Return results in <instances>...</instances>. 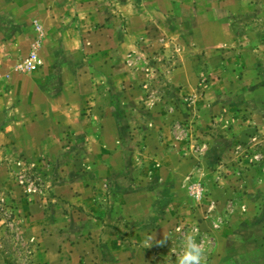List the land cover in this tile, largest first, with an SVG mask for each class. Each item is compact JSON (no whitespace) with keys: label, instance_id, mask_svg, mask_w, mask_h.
I'll return each instance as SVG.
<instances>
[{"label":"crops","instance_id":"obj_1","mask_svg":"<svg viewBox=\"0 0 264 264\" xmlns=\"http://www.w3.org/2000/svg\"><path fill=\"white\" fill-rule=\"evenodd\" d=\"M8 1L10 5L6 2L5 7L7 9L10 6V11L6 17L11 22L0 28V49H5L0 51V148L7 149L4 159L18 160L17 163L23 165L25 161L35 158L57 159L59 163L66 159L75 166L63 171L68 174L69 180L61 178V169H48L49 174L55 177L50 181L55 194L69 200L77 210L57 217V221L33 211L40 223L35 237L39 243V257L45 264H147L146 256L151 257L154 242L168 241L173 234V222L166 215L169 214L168 207L174 204L173 151L165 149V163L170 157L169 163L163 166V153L154 133L159 127L153 122L143 127L146 136H142L140 141L127 140L125 135L120 137V121L114 127L118 131L117 137L110 134L112 129L108 122L110 118H116L110 110L114 113L117 107V111H120V103L116 99L105 108V116L100 117L96 137L88 133L90 124H87L86 135L80 137L81 142L100 143L103 150L106 149L108 158L115 156L126 161L133 156L137 160L147 157L153 164L151 168L145 169H115L101 168L91 162L80 173L85 181L78 184L79 171L76 166L79 158L85 156L94 161L99 160V156L95 157L91 151L78 155L73 148L78 143V137L72 132L77 129L79 122L87 123V116L83 112L92 110L96 104L95 99L99 97L96 82L99 79L108 88L107 93L121 97L122 90L114 86L115 77L117 75L119 80V75H111L116 71L113 68L112 72L111 66H125L126 31L124 25L120 29L119 23L112 27L108 11H117V18L130 16V22L135 24L137 32L145 31L152 18L147 19L141 8L137 7L136 0H15L14 4L12 0ZM99 19L102 23L96 26L95 22ZM217 28V47L229 48V39L220 38L221 30L226 28ZM229 29L231 35L232 28ZM247 47L246 51L235 57L234 68L236 73L244 71V84L247 85L243 90L248 99L247 108L256 115L264 112V41L257 46L250 44ZM258 47L263 50H257ZM31 52L36 55V66L23 69L21 64ZM243 53L250 57L242 56ZM261 63L262 67L259 65ZM100 64H103L102 68ZM105 69L106 73H98V70ZM168 78L181 85L183 94H192L196 87L191 86L197 78L188 60L173 68ZM229 85V82L224 83L223 90L226 91ZM139 91L144 92L141 88ZM221 92L217 91V97ZM120 101L124 103L122 98ZM227 108L228 105L217 103L213 104V111L205 105L199 111L203 117L216 111L217 127L227 128L217 134V149L208 150L200 165L195 164L194 167L198 171L195 175L203 176L212 172L206 159L216 161L212 166H217V183L211 186L212 189L210 187L211 196L217 199L219 229L215 236L219 235L225 243L222 251L217 250L214 256L217 262L213 264H264V153L257 163L247 164L245 168L232 163L233 147L238 137L231 130L233 121L224 115ZM120 118L122 116L118 115L117 120ZM89 121L92 123L90 118ZM234 124L236 127L239 125L238 122ZM247 124L250 128L256 125L250 120L243 122V125ZM257 127H264V122L261 121ZM129 141V146L132 142L139 145L137 156L127 147ZM259 142L264 150V135ZM62 144L69 145L65 153H61ZM181 160L182 165L184 162L189 165L188 160L182 157ZM3 164H0V171H6ZM137 175L146 177L143 185L137 182L131 184L130 181L129 185H124L129 176ZM236 175L243 177V180L236 182ZM116 176L123 179L118 181L121 191L115 196L109 190L112 196L109 208L103 210L101 203L94 197V184L100 190L101 185L107 183V177ZM157 176H161V179L157 180ZM158 181H161V186H156ZM10 186V190L15 192L22 188L26 190L24 185L14 183V180ZM158 191H162L164 196L159 195ZM30 206L34 209L40 207V203L34 201ZM161 208L166 209V214H161ZM116 209L127 216L126 221L119 214L116 215L118 218H122L125 224L134 225L131 231L128 229L129 235L113 230L103 215L107 212L106 216L111 218ZM85 212L91 216H84ZM45 219L53 231L48 230L49 227L43 230ZM224 219H227L226 222H222ZM120 236L126 239L132 236L131 242L122 240ZM149 237L152 239L146 244Z\"/></svg>","mask_w":264,"mask_h":264},{"label":"rangeland","instance_id":"obj_2","mask_svg":"<svg viewBox=\"0 0 264 264\" xmlns=\"http://www.w3.org/2000/svg\"><path fill=\"white\" fill-rule=\"evenodd\" d=\"M6 2L10 5V1L0 0V28L11 22L6 17L7 12L10 11V6L7 9L5 7ZM11 2L14 4L15 0ZM136 3L137 7L141 8L140 11L148 17L147 19L152 18L151 21L147 20L149 23L143 32H137L135 24L130 22V16L117 18V11H108L112 27L119 23L120 29L124 25L126 31L125 66L121 65L117 68L111 66L112 72L113 68L116 70L111 75L114 73L119 75V80L116 78L117 75L115 77L116 85L114 86L122 90L120 91L122 94L120 93L121 97L111 96L106 92L108 88L104 82H101L103 80L99 79L96 82L99 96L95 99L96 104L92 106V110L83 112V115L87 116V123L79 122L72 134L76 133L78 137V143L73 146L78 155L91 151L95 157L99 156V160L92 161L85 156L79 158L76 166L79 171L78 184H83L85 181V177L80 173L88 168L91 162L97 163L101 168L115 169L120 167L145 169L151 168L153 164V161L147 160V157L137 160L133 156L134 158L126 161L115 156L108 158L106 149L104 151L100 143L81 142V138L86 135L87 124H90L88 133L94 136L98 134L96 128H98L97 123L100 117L105 116V108L111 106L117 99L120 103V111H117V107L114 113L110 110L112 116H116L115 120L110 118L108 122L110 130L112 129L110 134L117 137L118 131L114 127L120 121L122 125L119 127L121 128L120 137L125 135L127 140L140 141L142 136H146L143 127L148 126V122H153L159 127L154 133L163 153L161 159L163 166L169 163L170 157L168 156V161L165 163V149L169 152L173 151L174 204H172L173 207H168L169 214L165 213V208H161V214H166L173 222L171 226L173 234L168 241L150 244L152 255L146 256L147 264H175L176 257L181 253L183 238L189 234L193 235L205 250L203 264H213L214 261L217 262L214 260L217 250L222 251L225 243L219 235L215 236L219 229L217 199L211 196L210 187L217 183V166H212L216 161L206 159L212 171L207 173L209 175L196 176L198 171L194 167L195 164L200 165L208 150L217 149V134L227 128L217 127L216 111L206 117L201 116L199 111L204 105L210 107V111H213V104L228 105L230 110L227 108L224 115L233 121L231 130H234L238 137L233 147L232 163L245 168L247 164L257 163L261 159L264 150L259 140L264 135V127H257V125L261 121L264 122V112L254 115L248 110V99L243 90L247 85L244 84V71L239 70V73H236L234 66L235 57L240 56L243 50L246 51L248 45L257 46L264 41V0H136ZM100 23H102L101 19L97 20L95 25L100 26ZM218 26L229 31L227 33L226 29H222L220 33V38L224 40L227 37L229 43L231 42L229 48L217 47ZM229 27L232 28L231 35ZM114 38L116 40V36ZM131 46L132 48H129ZM4 50V48L0 49V51ZM257 50L263 49L258 47ZM245 55L247 54L243 53L242 56ZM186 60L190 62V69L196 73L197 78L191 84L192 87L194 85L196 87L190 95L183 94L181 85L171 82L168 78L172 69ZM102 65L100 64L99 67L102 68ZM259 65L262 67L263 63ZM100 72L104 74L107 69L98 70V73ZM228 82L230 87L227 86L228 89L224 91L223 84ZM139 88L144 92H140ZM217 91L223 92L217 97ZM121 98L124 103L119 102ZM118 115L122 116L120 120H117ZM248 120L256 123L255 128H250L249 124L243 125V122L247 123ZM235 122L239 123L238 127L234 124ZM213 138L216 139L214 142H212ZM129 144H131L130 141L127 147L131 148L137 156V151L140 150L139 145L134 142L131 146ZM116 145L119 146V144ZM62 146L61 153H65L69 145L62 144ZM6 151L7 149L0 148V164L5 163L2 166L6 167L7 171V173L5 170L0 171V264H45L38 253L39 243L35 237L40 223L33 211L37 215L43 213L47 219H56V221L57 217L64 216L70 211L76 212L77 209L72 207L75 205L55 194L54 186L50 184L55 177L48 172L50 167L53 170L59 168L62 170L61 178L69 180L68 174L63 171L70 167L73 169L75 166L70 165V161L66 159L59 163L57 159L49 158L30 159L23 165L17 163L18 160H5ZM103 155H105L104 158H101ZM181 157L188 160L189 165L185 162L182 165ZM238 177L236 175V182L243 180V177ZM155 178L160 180L161 176ZM13 180L14 183L24 185L26 190L23 188L17 192L10 190ZM145 180H147L146 177L141 175L129 176L124 185H129L130 181L131 184L137 182L141 186ZM106 181L107 183L101 185L100 190L94 184L96 189L93 191L96 195L95 199L101 203L103 210L109 208L112 197L109 190L115 196L119 194L121 188L118 181L123 179L119 176L107 177ZM156 183V186L162 184L161 181ZM158 193L161 195L163 192L158 191ZM34 201L39 202L40 207L31 208L30 203L33 204ZM78 210L82 211V209ZM114 211L115 215L113 214L111 218L106 216L107 212L103 214L108 220L107 223L113 230L119 231V234L129 235L128 229L131 231L134 225L125 224L122 218H118L121 215L125 221L127 219V216L121 214V210ZM87 215L90 214L85 212L84 216ZM47 219L43 222V230L49 227ZM48 230L53 231L51 227ZM120 238L131 242L132 236L127 239L123 236Z\"/></svg>","mask_w":264,"mask_h":264},{"label":"clouds","instance_id":"obj_3","mask_svg":"<svg viewBox=\"0 0 264 264\" xmlns=\"http://www.w3.org/2000/svg\"><path fill=\"white\" fill-rule=\"evenodd\" d=\"M151 239L149 237L145 243L148 244ZM204 252V248L201 247L193 235H186L183 238L181 253L176 257L175 264H203Z\"/></svg>","mask_w":264,"mask_h":264},{"label":"built area","instance_id":"obj_4","mask_svg":"<svg viewBox=\"0 0 264 264\" xmlns=\"http://www.w3.org/2000/svg\"><path fill=\"white\" fill-rule=\"evenodd\" d=\"M38 43H36V46ZM35 53L31 52L22 62L21 67L23 69H30L34 68L36 66V61H35ZM201 188V187H200Z\"/></svg>","mask_w":264,"mask_h":264},{"label":"trees","instance_id":"obj_5","mask_svg":"<svg viewBox=\"0 0 264 264\" xmlns=\"http://www.w3.org/2000/svg\"><path fill=\"white\" fill-rule=\"evenodd\" d=\"M6 205V204H5ZM4 224H6V223H4Z\"/></svg>","mask_w":264,"mask_h":264}]
</instances>
